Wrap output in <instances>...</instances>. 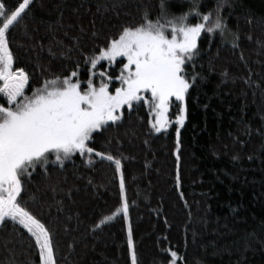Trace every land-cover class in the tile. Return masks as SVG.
<instances>
[{
    "label": "trees",
    "instance_id": "16d2710c",
    "mask_svg": "<svg viewBox=\"0 0 264 264\" xmlns=\"http://www.w3.org/2000/svg\"><path fill=\"white\" fill-rule=\"evenodd\" d=\"M17 2L5 0L9 8ZM165 3L172 14L192 7L191 0ZM216 3L199 0V10ZM146 8L156 19L160 0H33L8 33L14 66L30 76L25 94L51 74L67 75L75 68L76 54L53 56L61 50L58 42L70 43L65 33L90 37L96 31L100 39L95 42L103 43L104 35L121 24L140 22ZM221 14L227 30L223 35L202 31L199 55L188 64V73L195 65L203 79L185 96L183 125L175 120V100L170 123L159 132L149 124L154 118L148 106L134 102L90 145L121 159L138 264H168V249L178 252V264H264V0H224ZM189 22H197L196 17ZM82 43L91 48L93 41ZM125 61L102 60L92 71L114 78ZM79 65L78 78L86 82L91 65L83 58ZM83 160L76 153L61 166L51 156L44 167L59 190L46 186L38 165L23 199L52 224L58 264H131L123 212L100 223L122 203L115 164L99 157L92 164ZM0 264H39L30 234L10 219L0 225Z\"/></svg>",
    "mask_w": 264,
    "mask_h": 264
},
{
    "label": "snow or ice",
    "instance_id": "6c2138e0",
    "mask_svg": "<svg viewBox=\"0 0 264 264\" xmlns=\"http://www.w3.org/2000/svg\"><path fill=\"white\" fill-rule=\"evenodd\" d=\"M32 2L18 0L15 7L9 8L5 0H0V94L5 101L0 103V225L10 219L22 226L30 234L39 264H58L52 224L38 217L23 199L26 184L31 182L37 166L43 168L44 178L49 181L46 186L55 193L59 189L51 182V175L44 167L50 156H54L61 166L76 153L86 164H92L94 157L113 162L119 177L122 203L100 223L111 220L121 211L127 220L129 205L124 198L121 159L90 146L94 136L108 126V122L120 121L125 106L131 109L134 102L140 101L148 106L149 116H155L154 120L149 119V124L159 132L170 123L166 113L174 97L181 105L175 120L183 125L185 96L198 78L203 79L195 72V65L191 75L187 71L188 64L199 55L198 38L202 31L219 30L223 35L227 23L221 14L224 0H217L214 7L205 12L199 10V0H191L192 7L180 14L169 13L165 0H160V13L156 19L150 18V10L146 8L140 22L121 24L117 31L104 35L103 43L95 42L100 39V33L96 31L90 37L65 33L70 43L58 42L61 50L53 56L72 59L76 54L75 68L67 75L51 74L26 95L30 76L24 68L14 66L15 56L8 33L24 18ZM193 16L197 22L190 23ZM88 39L93 41L91 48L82 43ZM117 57L126 58L118 76L113 78L106 72L92 71L99 61L106 60L111 64ZM80 58L91 65L86 82L78 78ZM96 75L106 79L97 84L93 79ZM113 79L119 86L110 90ZM179 135L180 128L177 127V166L181 147ZM64 182H67L66 178ZM68 195L71 196V189H68ZM56 203L62 208L61 202ZM127 247L131 264H138L130 224ZM167 251L170 255L168 264H177L182 259L177 251Z\"/></svg>",
    "mask_w": 264,
    "mask_h": 264
},
{
    "label": "rangeland",
    "instance_id": "374dc122",
    "mask_svg": "<svg viewBox=\"0 0 264 264\" xmlns=\"http://www.w3.org/2000/svg\"><path fill=\"white\" fill-rule=\"evenodd\" d=\"M117 58H118V57H117ZM124 60H126V58H124ZM125 62H126V61H125ZM100 80H101V79H100ZM100 80L96 81L95 83L98 84ZM111 85L113 86V88H112V89L110 88V90H114L115 87L119 86V84H117V85H113L112 83H111ZM83 86L86 87L87 85H83ZM146 95H148V94L146 93ZM172 100H175V98L173 97ZM175 101H176V100H175ZM176 102H178V101H176ZM171 104H172V103H171ZM171 104H170V106H169V110H168V112L166 113V118L168 119V121H170V119H169V111H170ZM178 106H179V109H180V106H181V105H180V102H178ZM178 112H179V111H178ZM178 112H177V114H178ZM177 114H176V115H177ZM153 118L155 119V116H154V115H153ZM154 119H153V120H154ZM177 124H178V123H177ZM178 126H180V125L178 124ZM50 158H51V156L49 157V159H50ZM52 158H54V156H52ZM124 198H125V193H124ZM126 221H127L126 225H127V227H128V225H129V224H128L129 219H127ZM177 264H178V263H177Z\"/></svg>",
    "mask_w": 264,
    "mask_h": 264
}]
</instances>
